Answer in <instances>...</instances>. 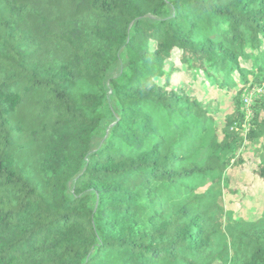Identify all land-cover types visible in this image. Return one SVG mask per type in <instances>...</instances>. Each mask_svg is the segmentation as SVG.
<instances>
[{
    "label": "trees",
    "instance_id": "16d2710c",
    "mask_svg": "<svg viewBox=\"0 0 264 264\" xmlns=\"http://www.w3.org/2000/svg\"><path fill=\"white\" fill-rule=\"evenodd\" d=\"M250 81L264 0H0V264H264L229 174Z\"/></svg>",
    "mask_w": 264,
    "mask_h": 264
},
{
    "label": "rangeland",
    "instance_id": "374dc122",
    "mask_svg": "<svg viewBox=\"0 0 264 264\" xmlns=\"http://www.w3.org/2000/svg\"><path fill=\"white\" fill-rule=\"evenodd\" d=\"M255 60L254 57H251L247 61L243 62L245 67H250V65ZM232 75L237 76L236 71L232 72ZM194 77L190 74L189 76ZM188 92H190V88H187ZM205 96L212 100L211 111L218 110L216 117L219 119L222 117L224 113L230 112L231 106L229 104L227 95L221 90L208 91L206 89L200 90ZM207 94V95H206ZM221 97V98H220ZM242 106L241 109L245 112V123L243 127L244 134L248 131L250 127V120L253 116L254 110L252 106L254 103L261 102L264 103V81L261 85L253 84V82H249L246 85V88L242 92ZM217 99V101H215ZM222 104L221 109L217 108L218 104ZM241 156H239V165L235 166L230 172L231 176V186L236 189V194L233 197H240V193L242 195V200L244 201V215L247 217H253L260 207L264 206V186H256L249 188L248 182L252 179V174L257 165L261 162H264V137L257 138L254 141H245L241 150ZM236 156L232 163L237 161ZM236 165V163L234 164ZM230 197L227 196L226 200H229ZM241 201H236L230 204L231 207L236 211L235 215L239 212L240 207L242 206ZM227 205H229L227 203ZM213 264H224L222 262L216 261Z\"/></svg>",
    "mask_w": 264,
    "mask_h": 264
}]
</instances>
